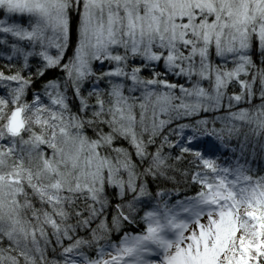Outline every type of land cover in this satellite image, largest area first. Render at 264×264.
I'll use <instances>...</instances> for the list:
<instances>
[{
	"label": "snow or ice",
	"instance_id": "6c2138e0",
	"mask_svg": "<svg viewBox=\"0 0 264 264\" xmlns=\"http://www.w3.org/2000/svg\"><path fill=\"white\" fill-rule=\"evenodd\" d=\"M0 264H264V0H0Z\"/></svg>",
	"mask_w": 264,
	"mask_h": 264
}]
</instances>
